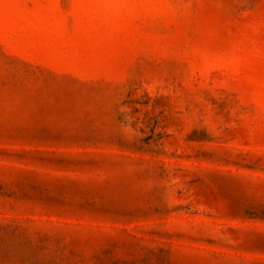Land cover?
<instances>
[{
    "label": "rangeland",
    "instance_id": "1",
    "mask_svg": "<svg viewBox=\"0 0 264 264\" xmlns=\"http://www.w3.org/2000/svg\"><path fill=\"white\" fill-rule=\"evenodd\" d=\"M0 264H264V0H0Z\"/></svg>",
    "mask_w": 264,
    "mask_h": 264
}]
</instances>
